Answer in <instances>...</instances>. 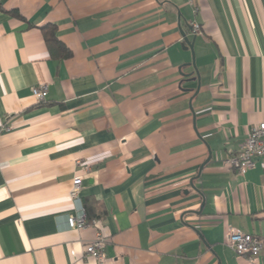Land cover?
<instances>
[{"label":"crops","instance_id":"obj_1","mask_svg":"<svg viewBox=\"0 0 264 264\" xmlns=\"http://www.w3.org/2000/svg\"><path fill=\"white\" fill-rule=\"evenodd\" d=\"M262 121L264 0H0V264H253L225 230L264 236V167L220 160Z\"/></svg>","mask_w":264,"mask_h":264},{"label":"built area","instance_id":"obj_2","mask_svg":"<svg viewBox=\"0 0 264 264\" xmlns=\"http://www.w3.org/2000/svg\"><path fill=\"white\" fill-rule=\"evenodd\" d=\"M193 34L201 33L200 25L196 22L190 24ZM47 86L40 83L32 87V95L38 100H45ZM240 146V148L230 156L220 160L221 165L238 173H244L250 168L260 165L264 167V121L253 125ZM78 164L80 162L76 161ZM82 186V177L75 176L72 179L69 196L72 200L78 201L79 192ZM66 223L69 228L81 229L88 225L83 205L79 204V211L76 214H68ZM225 245L228 246L237 255L245 257L250 263L264 264V236L251 234L242 231L232 225L226 226ZM99 231L93 239L86 242L83 246L84 253L102 262L104 259L103 247L105 238ZM71 255H75L74 250H70Z\"/></svg>","mask_w":264,"mask_h":264},{"label":"trees","instance_id":"obj_3","mask_svg":"<svg viewBox=\"0 0 264 264\" xmlns=\"http://www.w3.org/2000/svg\"><path fill=\"white\" fill-rule=\"evenodd\" d=\"M41 31L43 33L44 36V40L46 42V44L48 46H51L52 44L54 45H58L61 48V53L62 56L64 57H68L70 56V51L68 49L65 48V46H63L57 39L55 36V27L54 25H45V26H41ZM83 208H84V212L86 215V221H92V220H98L102 213L99 211V213H94L91 214L90 213V208L88 207V203L84 202L83 203Z\"/></svg>","mask_w":264,"mask_h":264},{"label":"water","instance_id":"obj_4","mask_svg":"<svg viewBox=\"0 0 264 264\" xmlns=\"http://www.w3.org/2000/svg\"><path fill=\"white\" fill-rule=\"evenodd\" d=\"M182 34H183L184 41L186 43V47L189 48V50H191V53H192V61H190V62H191V64L194 67V71H195V74H196V78L198 80V84L196 85L197 86L196 90H198V88H199V86H198L199 85V79L198 78L199 77H198V74H197L198 73V70L196 69L195 63L193 62L194 61L193 60L194 51L192 50L193 49V40L189 41L188 38H186L187 37L186 34L184 32H182Z\"/></svg>","mask_w":264,"mask_h":264}]
</instances>
